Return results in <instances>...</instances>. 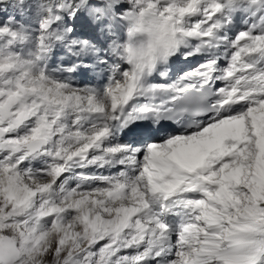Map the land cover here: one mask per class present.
Masks as SVG:
<instances>
[{"label": "snow or ice", "instance_id": "1", "mask_svg": "<svg viewBox=\"0 0 264 264\" xmlns=\"http://www.w3.org/2000/svg\"><path fill=\"white\" fill-rule=\"evenodd\" d=\"M0 264H264V0H0Z\"/></svg>", "mask_w": 264, "mask_h": 264}, {"label": "bare ground", "instance_id": "2", "mask_svg": "<svg viewBox=\"0 0 264 264\" xmlns=\"http://www.w3.org/2000/svg\"><path fill=\"white\" fill-rule=\"evenodd\" d=\"M182 62H183L182 60H177L174 63L181 64ZM173 66H175V65H173Z\"/></svg>", "mask_w": 264, "mask_h": 264}]
</instances>
